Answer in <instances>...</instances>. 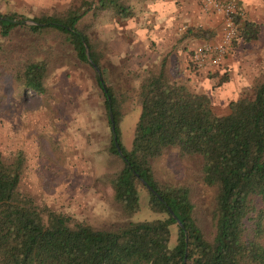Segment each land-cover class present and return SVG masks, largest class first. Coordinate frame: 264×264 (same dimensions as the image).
<instances>
[{
  "label": "trees",
  "instance_id": "trees-1",
  "mask_svg": "<svg viewBox=\"0 0 264 264\" xmlns=\"http://www.w3.org/2000/svg\"><path fill=\"white\" fill-rule=\"evenodd\" d=\"M142 1L78 0L62 11L32 17L34 25L0 20V76L7 69L23 93L44 92L50 50L68 56L65 70L76 68L89 75L108 127L104 182L121 218L101 228L38 203L19 186L24 152H0V264H264V69L250 92L230 100L226 112L218 113L206 94L170 77L167 52L140 71L106 67L91 31L102 19L130 18L133 4ZM0 16L28 19L12 12ZM18 27L34 37L11 46L16 35L10 33ZM256 30L243 21L240 28L236 25V37L249 40ZM83 43L100 78L85 57ZM120 77L134 82L140 108L128 150L118 130L120 104L128 98L115 90ZM108 107L125 159L112 140ZM170 148L179 160L192 161L195 181L212 194L205 224L190 185L155 173L154 162ZM134 172L170 207L183 229ZM140 189L148 208L164 218L128 220L139 209Z\"/></svg>",
  "mask_w": 264,
  "mask_h": 264
},
{
  "label": "rangeland",
  "instance_id": "rangeland-1",
  "mask_svg": "<svg viewBox=\"0 0 264 264\" xmlns=\"http://www.w3.org/2000/svg\"><path fill=\"white\" fill-rule=\"evenodd\" d=\"M77 2L73 0V6ZM6 10L11 9L0 2V12ZM101 25L98 24L91 35L98 40L102 59L105 66L110 68L116 59L108 58L106 48L109 46H104ZM13 33L16 39L11 38L12 42L14 40L11 46L34 37L22 27L14 28L10 35ZM217 39L205 44L214 43ZM233 48L231 45L227 55H232ZM193 55L194 51V63ZM47 57L42 94L34 91L23 93L22 86L10 79L7 69L4 76H0V152L3 156L17 149L24 152L26 162L19 186L38 203L97 227L116 225L121 219L120 211L104 182L108 165L105 151L108 127L96 90L86 72L76 68L65 70L68 68L67 55L59 56L50 50ZM258 63L250 62V77L255 78L253 83L264 68V52ZM131 69L136 71L133 67ZM125 78L120 77L115 82V90L122 91L120 93L128 97L120 104L118 122L120 143L128 150L140 108L135 96V84ZM224 101H219L216 112L224 113V109H220ZM153 167L161 179L190 185L191 199L196 205L198 217L205 224L212 194L195 181L192 161L179 160L176 150L170 148L154 162ZM139 192V209L128 220L137 222L164 218L165 214L148 208L146 193L142 189ZM173 229L171 227V240Z\"/></svg>",
  "mask_w": 264,
  "mask_h": 264
},
{
  "label": "crops",
  "instance_id": "crops-1",
  "mask_svg": "<svg viewBox=\"0 0 264 264\" xmlns=\"http://www.w3.org/2000/svg\"><path fill=\"white\" fill-rule=\"evenodd\" d=\"M235 1L238 7L236 25L240 28L243 21H248L257 30L255 37L249 40L237 35L232 55L218 62L213 61L212 55H206L203 65L197 68L192 53L220 36L221 16L202 7L199 0H144L133 4L130 18L99 23L102 24L104 46H109L106 48L108 58L116 59L111 65L140 71L151 67L161 53L167 52L170 77L194 92L206 94L213 109H218L219 101L225 100L220 109L226 112L230 100L251 90L255 78L250 77V62L259 64L264 52V0ZM0 2L11 9L0 14L12 12L28 19L73 6V0Z\"/></svg>",
  "mask_w": 264,
  "mask_h": 264
},
{
  "label": "built area",
  "instance_id": "built-area-1",
  "mask_svg": "<svg viewBox=\"0 0 264 264\" xmlns=\"http://www.w3.org/2000/svg\"><path fill=\"white\" fill-rule=\"evenodd\" d=\"M202 7L221 16V34L214 43L203 44L193 55L197 67L204 62L206 55H212L214 62L220 61L231 49L236 37L235 13L238 9L235 0H199Z\"/></svg>",
  "mask_w": 264,
  "mask_h": 264
},
{
  "label": "water",
  "instance_id": "water-1",
  "mask_svg": "<svg viewBox=\"0 0 264 264\" xmlns=\"http://www.w3.org/2000/svg\"><path fill=\"white\" fill-rule=\"evenodd\" d=\"M0 20H8V21H11L13 23H20L22 25H34L36 24L34 21L30 20V19H24V20H11V19H8L6 17H3V16H0ZM83 46H84V53H85V57L88 61V63L91 65V67L93 68V70L96 72V74L98 75V77L100 78V73H99V69L96 67V65L92 62V60L89 58V54H88V49H87V46L83 43ZM105 90V89H104ZM107 100L109 102V98L107 97ZM108 121H109V129H110V133L112 135V140H113V143H114V146H115V149L117 151V153L123 158V154L119 148V144L117 143L116 141V134H115V130H114V120H113V115H112V112H111V109L110 107H108ZM127 165L128 162H126ZM134 175L135 177L149 190L151 191L156 197L157 199H159V201H161L167 212L169 213V215L174 219L175 223L181 228L183 229V226L181 224V222L176 218L175 214L173 213V211L170 209V207L165 203L163 202V200L159 197V195H157V193L149 186L146 184V182L139 177V175L137 173L134 172Z\"/></svg>",
  "mask_w": 264,
  "mask_h": 264
}]
</instances>
